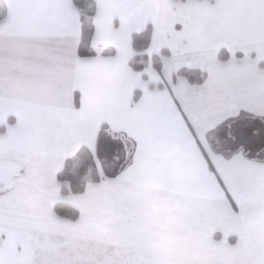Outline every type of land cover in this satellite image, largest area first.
I'll return each mask as SVG.
<instances>
[{"label":"snow or ice","instance_id":"6c2138e0","mask_svg":"<svg viewBox=\"0 0 264 264\" xmlns=\"http://www.w3.org/2000/svg\"><path fill=\"white\" fill-rule=\"evenodd\" d=\"M0 264H264V0H0Z\"/></svg>","mask_w":264,"mask_h":264},{"label":"crops","instance_id":"0c3cea01","mask_svg":"<svg viewBox=\"0 0 264 264\" xmlns=\"http://www.w3.org/2000/svg\"><path fill=\"white\" fill-rule=\"evenodd\" d=\"M87 164H88V161H87L86 156H81L77 160L69 162L70 170L72 173L80 170L81 168L87 167Z\"/></svg>","mask_w":264,"mask_h":264},{"label":"trees","instance_id":"16d2710c","mask_svg":"<svg viewBox=\"0 0 264 264\" xmlns=\"http://www.w3.org/2000/svg\"><path fill=\"white\" fill-rule=\"evenodd\" d=\"M68 170H69V173L71 174L72 172H71V170H70V165L68 164Z\"/></svg>","mask_w":264,"mask_h":264}]
</instances>
